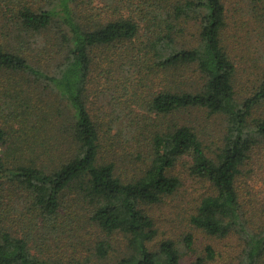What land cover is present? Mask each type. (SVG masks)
Segmentation results:
<instances>
[{
	"label": "trees",
	"instance_id": "16d2710c",
	"mask_svg": "<svg viewBox=\"0 0 264 264\" xmlns=\"http://www.w3.org/2000/svg\"><path fill=\"white\" fill-rule=\"evenodd\" d=\"M227 3L0 0V264H214L191 234L153 243L149 211L182 185L181 160L210 188L189 225L237 233L239 264H264V219L237 186L264 145V56L240 82ZM238 3L264 28V0ZM94 73L107 122L89 106ZM189 110L223 118L217 146L179 118Z\"/></svg>",
	"mask_w": 264,
	"mask_h": 264
},
{
	"label": "rangeland",
	"instance_id": "374dc122",
	"mask_svg": "<svg viewBox=\"0 0 264 264\" xmlns=\"http://www.w3.org/2000/svg\"><path fill=\"white\" fill-rule=\"evenodd\" d=\"M226 7L230 16V27L227 33L229 47L237 64L242 69L240 82L247 83L250 80L249 74L253 72L254 58L256 56H264V28L248 22L247 18L243 17L245 16L242 10L243 6L238 3V0H228ZM246 23L254 26L252 29L259 32L247 35L248 25ZM97 74L94 73L93 80L89 85L88 102L92 113L107 122L109 120V113L107 112L109 99L104 93L106 92L104 89L105 79H100L102 75ZM160 86L158 83L153 88L158 89ZM129 108L143 114L142 111L135 109V106L130 102ZM255 116L258 117L257 115ZM261 116L264 117V109L261 111ZM179 118L184 120V123L194 126L200 135L207 136V139L204 138L211 148L218 145L225 131L223 118L209 115L205 111L189 110L188 113H183ZM107 130L105 127L102 135L104 139L108 137L109 141L115 133V127ZM263 148L264 145L254 154L253 158L255 160L248 163L247 167L244 168V176L238 180L237 185L240 199L243 202L242 207L246 211L247 216L250 217L253 225H261L264 219ZM184 162V160L179 161L174 169L182 183L180 188L173 195L165 197L161 203L152 206L149 211L157 229V236L153 243L159 244L163 240L177 239L188 233L193 236L195 254L203 252L205 246L211 245L217 253L214 264H239L244 249V242L237 233L231 232L224 238H216L207 236L189 225L190 215L195 211L201 198L209 195L210 188L205 181L190 177L185 169ZM190 256L194 255H188L184 260L185 264L189 263Z\"/></svg>",
	"mask_w": 264,
	"mask_h": 264
}]
</instances>
